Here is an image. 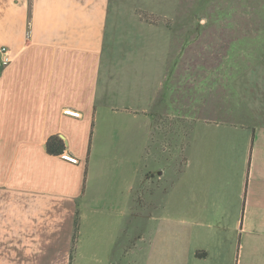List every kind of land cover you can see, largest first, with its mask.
<instances>
[{
  "label": "crops",
  "instance_id": "crops-1",
  "mask_svg": "<svg viewBox=\"0 0 264 264\" xmlns=\"http://www.w3.org/2000/svg\"><path fill=\"white\" fill-rule=\"evenodd\" d=\"M115 8L0 0V264H264V125L243 106L264 83L196 63L186 28L121 30L140 21ZM156 136L175 154L179 137L182 169Z\"/></svg>",
  "mask_w": 264,
  "mask_h": 264
},
{
  "label": "rangeland",
  "instance_id": "rangeland-1",
  "mask_svg": "<svg viewBox=\"0 0 264 264\" xmlns=\"http://www.w3.org/2000/svg\"><path fill=\"white\" fill-rule=\"evenodd\" d=\"M116 8L114 17L117 19H138V22L133 24L125 23L124 21L118 25L122 30L133 28H186L180 29L178 32H185V40L194 39L200 40L194 45V51L200 53V58H196V63H207L211 65L224 64L242 68L238 74L239 80L244 84L245 90L260 86L264 83V0H113ZM175 17L178 20L187 21L188 18L194 20L193 25L188 24H173L168 18ZM199 20H204L201 24ZM129 31V30H128ZM177 32V31H176ZM177 36L183 33H176ZM199 37H195V35ZM218 43L223 45L222 49H218ZM196 45H199L195 47ZM200 45H203L202 48ZM204 45L206 47H204ZM208 46V47H207ZM223 51L220 58L218 51ZM195 57L197 54H194ZM203 55V56H202ZM219 55V56H218ZM192 56V55H191ZM202 57V58H201ZM261 80V81H260ZM233 82V81H232ZM257 82V83H255ZM254 83V84H253ZM256 89V88H255ZM259 90V89H256ZM263 91V90H262ZM256 94V93H255ZM256 96V95H255ZM257 101L252 100L253 107H248L247 103L243 104L246 112L250 114L255 112L258 124L264 125V91L261 95L258 94ZM171 122V121H170ZM160 121L159 127L176 128L178 132L183 131V124L180 121L171 122ZM170 124V125H171ZM180 129V130H179ZM164 133V132H163ZM178 137V136H177ZM172 137L156 136V147L159 150L166 151V155L177 159L176 171L182 169V153L179 151L180 145L183 143L179 137L176 138L174 146H177L176 154L169 146L168 139ZM219 145L227 146V142L218 139ZM173 146V147H174ZM167 185L163 186L166 188ZM162 187V190H163ZM145 190L151 188L146 185ZM150 202L146 201V204ZM137 202L134 201L132 214H137ZM154 212L151 208H146L145 214ZM132 215L131 222H136V217ZM148 217H145L143 230L141 225L138 227V235L146 236V241L138 239H130V244H148L149 225L147 224Z\"/></svg>",
  "mask_w": 264,
  "mask_h": 264
},
{
  "label": "built area",
  "instance_id": "built-area-1",
  "mask_svg": "<svg viewBox=\"0 0 264 264\" xmlns=\"http://www.w3.org/2000/svg\"><path fill=\"white\" fill-rule=\"evenodd\" d=\"M1 52L3 54V64H7L11 61V55L8 51L7 48H2ZM65 113L67 115L73 116V117H80L81 114L77 111H73V110H66ZM62 158L72 164H79V160L77 157H75L74 155L70 154L69 152H64L62 154Z\"/></svg>",
  "mask_w": 264,
  "mask_h": 264
},
{
  "label": "trees",
  "instance_id": "trees-1",
  "mask_svg": "<svg viewBox=\"0 0 264 264\" xmlns=\"http://www.w3.org/2000/svg\"><path fill=\"white\" fill-rule=\"evenodd\" d=\"M64 148H65L64 142L59 137H52L48 142V151L50 153L60 154L64 151ZM76 232H77V228H76ZM76 235L77 233L75 234V237H77Z\"/></svg>",
  "mask_w": 264,
  "mask_h": 264
}]
</instances>
